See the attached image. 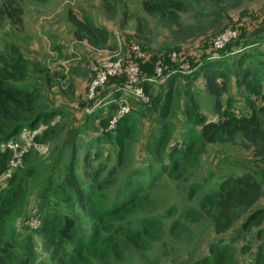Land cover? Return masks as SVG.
I'll return each mask as SVG.
<instances>
[{
  "label": "trees",
  "instance_id": "obj_1",
  "mask_svg": "<svg viewBox=\"0 0 264 264\" xmlns=\"http://www.w3.org/2000/svg\"><path fill=\"white\" fill-rule=\"evenodd\" d=\"M30 1L44 5L51 0ZM253 1L256 0H143L141 6L146 15L168 30L171 41L179 45L206 36L211 22H218L227 12L240 10ZM22 4L23 0H0V27L9 23L18 31L23 29ZM190 12L194 14L192 24L184 21ZM66 19L77 45L118 50L112 42V33L106 28L92 24L86 17L80 19L69 10ZM242 22L237 39L222 49L207 51L204 48L196 58L177 56L178 61L183 58L189 60L193 68L191 75L175 72L176 66L170 62L171 54L158 57L144 52L142 62L135 57L136 64L143 65L148 75L152 74V64L155 67L159 60L168 69L158 82L146 81L141 74L144 78L142 87L149 97L147 105L130 110L115 129L105 132L111 113L126 102L124 96L128 94L124 90V76L109 79L99 90V96L90 102L85 101V104H90L88 117L104 128L101 134L94 137L96 145L104 141L114 145L117 150L116 165L128 159L129 141L144 117L141 109L158 115L155 133L147 137L146 149L150 158L146 168L153 173L156 181L166 176L177 183L176 192L189 185L181 198L180 213L174 209L167 211L175 217L169 226L170 233L187 235V239H191L190 226L207 223L212 227L213 234L220 237L231 233L241 221L228 241L218 239L211 243L208 255L194 264H238L235 244L245 239L253 229H257L255 238L259 241L253 264H264V201H261L264 195V9L256 18L245 15ZM4 45L7 47L6 43ZM7 49L6 55H0V264H92L95 261L108 264L111 260L115 264L122 259L123 242L132 248L144 249L150 238L162 234L166 225L159 216H153L140 219L142 223L132 227L131 224L138 222L133 219L138 211L143 212L142 207L150 204L148 193L141 186H134L125 192L121 202L116 200L111 208L106 209L103 191L111 181L98 180L94 175L96 184L82 188L80 179L88 172L78 167L75 148L70 163L65 167L62 183L54 192V197H58V192L62 190L66 195L64 206L67 208L62 210L58 205L51 206L49 199L43 197V204L41 200L37 208L39 216L30 218L39 221L38 228L33 230L25 224L26 228L34 231L31 232L33 234L17 228L19 221L23 222L27 216L28 179L36 174L32 168H25L9 175L14 154L8 144L23 132L38 130L41 126L45 129L41 135L34 136L35 142L57 139L59 131L51 123L61 113L46 108L38 89L21 85L27 80L31 65L18 45L12 43ZM228 56H232V64L227 61ZM198 75L203 79L204 90L212 97L209 115L201 112L200 103L189 90L190 83ZM179 79H184L181 89L176 87ZM231 82L232 92L238 95V104L232 96L227 97L226 102L222 101ZM182 93H187L188 100L182 107V130L174 137L171 115L181 103ZM103 105H107L106 111L101 109ZM94 108L98 109L96 115ZM80 133L76 129V134ZM87 146L84 163L94 149L90 144ZM210 147H233L250 152L258 169L240 174L227 170L215 184L210 185L211 173L204 180L191 182ZM96 151L94 156H100L101 151ZM102 166L100 164L96 168ZM71 204L73 211H82L92 218L88 232L82 229L80 219L70 208ZM35 236L49 253L46 262L37 259L33 246ZM245 250L244 247L242 251Z\"/></svg>",
  "mask_w": 264,
  "mask_h": 264
},
{
  "label": "rangeland",
  "instance_id": "obj_2",
  "mask_svg": "<svg viewBox=\"0 0 264 264\" xmlns=\"http://www.w3.org/2000/svg\"><path fill=\"white\" fill-rule=\"evenodd\" d=\"M142 2L143 0H51L47 4L40 5L30 0H23L22 7L26 20V23H23V29L18 31L9 23L0 27V55H6L8 46L13 43L18 45L22 55L31 65L28 70V78L21 85L38 89L46 108L56 109L61 113L51 123L59 131L57 139L45 143L35 142L34 136L41 135L45 129L44 126H41L38 130L23 132L13 141L15 146L17 145L15 157L18 155V160H14V165H10L9 175L25 168H32L33 173L36 174L34 178L29 177L28 179L29 207L27 216L23 222L19 221L17 228L20 231L24 230L27 234H33L31 232L34 231L26 228L25 223L38 215V204L43 197L49 199L51 206L58 205L62 210L67 208L64 206L66 195L62 190L58 192V197H54V192L62 183L65 167L70 163L72 151L75 148L78 167H83L88 172L80 179L82 188L86 189L87 185L95 182L94 175L98 180L109 179L111 181L107 189L103 191L106 209L111 208L116 200L121 202V198L128 189L141 186L143 191L148 193L150 204H145L142 207L143 212L138 211V215L133 218L138 222L134 225L131 224L132 227L140 225L142 222L139 220L144 217L159 216L160 221L166 222L162 234L157 238H150L144 249L132 248L123 242L120 253L123 254L122 259L115 264H194L208 255V247L211 243L218 239L228 241V237L232 233L234 234L241 221L235 225L231 233L220 237L213 234L212 227L207 223L191 225V239H187V235L180 236L170 233L169 226L175 217L170 216L167 211L174 209L180 213L181 198L185 195L184 190H187L189 185H185L184 189L176 192L177 183L166 176L156 181L153 179V173L146 168L147 160L150 158L147 153L149 151L146 149V142L149 141L147 137L155 133L157 125L155 120L158 115L147 113L145 109H141L144 117L138 122L137 132L129 141L128 159L124 163L116 165L117 150L107 141L96 145L94 137L101 134L104 128L88 117L90 116L88 114L89 103L85 108V101L88 102L86 99L87 90L94 78L92 67L97 62L105 61H120L123 66L136 64L133 48H138L139 53H149L158 57L175 54L178 57L181 55L196 58L204 48L207 51L213 50L216 41L225 33L228 34L226 36L228 43L237 39L243 17L249 15L256 18L262 14L264 0L248 2L240 10L227 12L218 22H211L206 36L179 45L171 41L167 29L143 12ZM68 10L80 19L86 17L92 24L106 28L112 33V42L118 50L94 49L84 44L77 45L67 31L69 26L66 19ZM184 21L192 24L194 14L190 12L184 17ZM26 39L28 40L26 41ZM25 42L27 47L21 48L19 44ZM5 43L7 47H5ZM232 60V56L227 57L229 64H232ZM189 65L192 67L190 62ZM140 66L141 74L145 79L154 77L153 64L151 75L143 70V65ZM68 78H73V84L69 85ZM202 80L198 75L190 83L189 90L200 103L201 112L209 115L211 114L212 97L204 90ZM183 83L184 79H179L176 87L180 86L181 89ZM232 84L231 82L228 85L229 90L222 98L223 103L226 102L227 97L232 96L238 104L236 100L238 95L234 91L232 92ZM186 94L180 95L181 103L171 115L175 128L174 137L178 136L182 130L184 120L182 107L188 100ZM99 95L100 92L97 96ZM124 97L126 98L125 108L128 111L134 110L138 106L145 108L149 100L147 96L146 102L141 105L140 100L130 97V95ZM82 109L84 110L81 111ZM101 109L106 111L107 105H103ZM93 110L96 115L98 109L94 108ZM109 115L107 114V116ZM116 115L111 113L109 120H113ZM76 129L80 130V135L76 134ZM106 131L108 130L105 129ZM87 144L92 145L94 149H91L89 160L84 163L83 157L87 152ZM96 149L101 151L99 152L100 156H94V153L97 152ZM100 164L103 166L100 169L96 168ZM78 167L77 171H79ZM257 167L250 152L233 147H210L206 156L203 157L202 166L193 176L191 182L204 180L211 173L213 178L210 179L209 185L215 184L218 177L224 176L227 170H233L236 174H240L247 170L254 172L258 169ZM139 170L142 172L139 173ZM44 190L46 192L43 195ZM261 201H264V195ZM41 204H43V200ZM70 208L73 211L72 204ZM73 212L80 219L82 229L88 232L92 218L79 210ZM262 229L264 230V223ZM256 232L257 229H253L246 234L245 239L235 244L238 250L236 255L238 264H253L254 252L256 253V248L259 246V241L255 238ZM33 244L37 259L40 262H46L49 253L42 246L41 240L35 236ZM244 247L246 250L242 251ZM92 264L106 263L95 261ZM108 264H114V262L111 260Z\"/></svg>",
  "mask_w": 264,
  "mask_h": 264
},
{
  "label": "built area",
  "instance_id": "obj_3",
  "mask_svg": "<svg viewBox=\"0 0 264 264\" xmlns=\"http://www.w3.org/2000/svg\"><path fill=\"white\" fill-rule=\"evenodd\" d=\"M228 34L225 33L221 36L215 43L213 50L222 49L228 41L226 40V36ZM235 35V33H234ZM234 38V37H233ZM225 41V42H224ZM133 54L138 59V61L142 62L145 59V54L139 53L138 48H133ZM170 62L176 66V71L183 75H191L193 73V68L189 65V60L183 58L178 61V58L175 54L170 55ZM154 77L148 78L146 81L149 82H158L162 77L165 70L168 69L167 65L161 60L157 61L154 67ZM92 72L94 78L87 90L86 99L88 102L94 100L97 96L99 90H101L109 79L117 78L120 76L125 77V87L124 90L128 95L132 96L135 99L140 100V102L145 103L147 96L142 87L141 78V70L140 66L137 64H132L128 66H123L120 61H105V62H97L92 67ZM130 111V110H129ZM128 109L125 108V104H120L117 111L114 114H117L113 120H109L107 130H113L116 127V124L119 122L121 118L129 113ZM17 146V145H16ZM14 142L8 144L9 150L13 152V161L11 165H14V160H18V155L15 157V150L17 147ZM15 158V159H14ZM30 229L35 230L38 228L39 221L36 219H31L29 222L25 223Z\"/></svg>",
  "mask_w": 264,
  "mask_h": 264
},
{
  "label": "crops",
  "instance_id": "obj_4",
  "mask_svg": "<svg viewBox=\"0 0 264 264\" xmlns=\"http://www.w3.org/2000/svg\"><path fill=\"white\" fill-rule=\"evenodd\" d=\"M23 23H26V20H25V17L23 16ZM24 27V26H23ZM34 31H35V28H34ZM67 31H68V33H69V36L73 39V37H72V29H71V26L69 25L68 26V29H67ZM44 33H46V30H44ZM28 39H26V41H27ZM20 46H21V48H26L27 46H26V42L25 43H23V44H19ZM30 59H33V58H30ZM73 77V76H72ZM70 80V82H69V85H70V83L71 84H73V78H71V79H69L68 78V81ZM86 107H88V104H86V106H85V108ZM84 108V109H85ZM84 109H82L81 111H83ZM86 112H87V110H86Z\"/></svg>",
  "mask_w": 264,
  "mask_h": 264
},
{
  "label": "clouds",
  "instance_id": "obj_5",
  "mask_svg": "<svg viewBox=\"0 0 264 264\" xmlns=\"http://www.w3.org/2000/svg\"><path fill=\"white\" fill-rule=\"evenodd\" d=\"M87 110V109H86ZM88 111V110H87Z\"/></svg>",
  "mask_w": 264,
  "mask_h": 264
}]
</instances>
